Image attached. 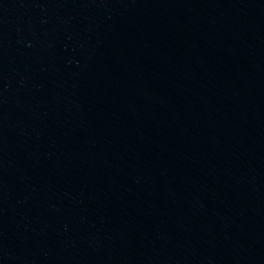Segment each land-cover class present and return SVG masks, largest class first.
Instances as JSON below:
<instances>
[{
	"label": "water",
	"instance_id": "obj_1",
	"mask_svg": "<svg viewBox=\"0 0 264 264\" xmlns=\"http://www.w3.org/2000/svg\"><path fill=\"white\" fill-rule=\"evenodd\" d=\"M0 264H264V0H0Z\"/></svg>",
	"mask_w": 264,
	"mask_h": 264
}]
</instances>
